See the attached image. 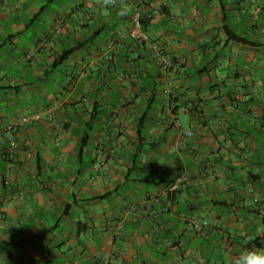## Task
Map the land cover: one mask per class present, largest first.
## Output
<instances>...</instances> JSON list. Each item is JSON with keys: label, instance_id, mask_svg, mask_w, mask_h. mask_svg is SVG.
<instances>
[{"label": "crops", "instance_id": "1", "mask_svg": "<svg viewBox=\"0 0 264 264\" xmlns=\"http://www.w3.org/2000/svg\"><path fill=\"white\" fill-rule=\"evenodd\" d=\"M126 3L0 0V264L264 248V0Z\"/></svg>", "mask_w": 264, "mask_h": 264}, {"label": "built area", "instance_id": "2", "mask_svg": "<svg viewBox=\"0 0 264 264\" xmlns=\"http://www.w3.org/2000/svg\"><path fill=\"white\" fill-rule=\"evenodd\" d=\"M126 1H133V0H126ZM144 12H145L144 7L141 4L136 3L132 7L131 15L129 18L130 27L128 30V35L136 44H143V43H146L148 41V35L145 32L144 24H143V21L145 19ZM157 60H158V65L163 70H168L173 65L172 59L168 56H164V55L160 54L158 56ZM38 119H39L38 115L25 117L22 120H20L15 125V127L21 126V125H26V124H29L31 122H35ZM185 134L189 137L192 135L190 131H187ZM9 143L12 147L15 146V137L14 136H11V138L9 139Z\"/></svg>", "mask_w": 264, "mask_h": 264}, {"label": "clouds", "instance_id": "3", "mask_svg": "<svg viewBox=\"0 0 264 264\" xmlns=\"http://www.w3.org/2000/svg\"><path fill=\"white\" fill-rule=\"evenodd\" d=\"M119 4V15L125 16L131 12L126 0H102V7L107 10ZM230 264H264V248L255 246L243 248L239 254L230 260Z\"/></svg>", "mask_w": 264, "mask_h": 264}, {"label": "trees", "instance_id": "4", "mask_svg": "<svg viewBox=\"0 0 264 264\" xmlns=\"http://www.w3.org/2000/svg\"><path fill=\"white\" fill-rule=\"evenodd\" d=\"M143 24H144V21H143Z\"/></svg>", "mask_w": 264, "mask_h": 264}]
</instances>
